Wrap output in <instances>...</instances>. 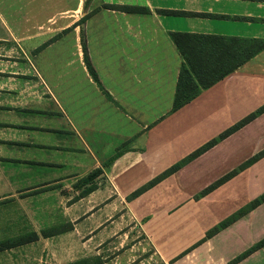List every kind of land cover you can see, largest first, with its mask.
Returning a JSON list of instances; mask_svg holds the SVG:
<instances>
[{
    "label": "crops",
    "instance_id": "obj_1",
    "mask_svg": "<svg viewBox=\"0 0 264 264\" xmlns=\"http://www.w3.org/2000/svg\"><path fill=\"white\" fill-rule=\"evenodd\" d=\"M24 5L29 10L22 16L11 4L0 0V134L6 130H25L19 116H43L46 115L44 109L49 106L53 109L51 112L60 110L68 119L72 127H66V132L76 136L71 142L81 140L84 127L93 134L112 135L115 155L121 154L104 174L111 191L121 199L264 106L263 50L223 80L203 90L189 104L173 111L184 60L171 37L172 33H181L264 40V0H24ZM59 6L65 8L59 9ZM114 6L136 10H119L112 8ZM83 19L85 21L81 23ZM66 32L74 38L82 37L83 47L86 42L84 57L78 49L77 53L71 54L73 57L78 54L76 59L58 61L61 57L56 56L60 53L56 43L59 41L47 43L64 37ZM15 52L19 54L16 59L8 55ZM85 56L100 86L90 76ZM11 60L18 61L19 72L2 70L4 63H14ZM41 64L53 69L56 66L62 68L56 76V88L75 83L71 97L78 103L81 122L76 123L75 118L72 121L67 116L59 96L47 83ZM32 69L37 70L40 80L34 79ZM9 75L12 80L17 79L15 88L8 86L6 79L10 78L6 77ZM33 81L39 86L34 96L31 92ZM86 105H89L86 116L89 120L82 118L85 113L82 109ZM4 112L10 113L9 120L2 117ZM50 115L54 116V113ZM65 139L46 146H55L58 152ZM10 142L21 145L17 147L22 151L36 152L38 149L32 141L17 142L11 138ZM43 144H39L40 147ZM263 150L264 112L175 174L128 201L127 210L137 220L145 221L148 233L162 237L158 245L192 247L235 212L236 209L225 215L223 199L237 193L242 176L248 175L250 180L264 157L213 192L199 199L195 197ZM59 155V152L48 154L43 159L32 154L26 159L32 162L35 158L44 164L49 160L55 162L52 158ZM20 156L17 154L14 159L24 160ZM213 165L228 168L218 169L212 178L208 177L206 181L214 180L211 184L191 189V183L205 179ZM256 199L250 198L247 202ZM214 200H221L223 207L214 205ZM261 208L264 203L250 215ZM210 210L224 216L210 224L214 219ZM240 221L207 239L194 251L205 253L207 264L216 261L230 264L264 240L260 237L250 241L235 253H231L232 247L226 248L229 252L224 251L223 242L235 238L233 233ZM168 228L169 231L163 233ZM261 249L237 264L249 262L261 254Z\"/></svg>",
    "mask_w": 264,
    "mask_h": 264
},
{
    "label": "rangeland",
    "instance_id": "obj_2",
    "mask_svg": "<svg viewBox=\"0 0 264 264\" xmlns=\"http://www.w3.org/2000/svg\"><path fill=\"white\" fill-rule=\"evenodd\" d=\"M1 1L11 4L22 16L29 10L24 5V0ZM61 8L65 7L59 6V9ZM64 34V37L59 36L49 40L59 41L56 43L60 50L56 56L61 57L58 61L66 58L76 59L78 54L74 57L71 54L77 53L78 49L84 57L86 42L83 47L82 37L74 38L68 32ZM8 55L13 59L19 56L16 52ZM49 55L54 56V54ZM11 61L14 63H4L2 70L6 73L19 72L18 61ZM41 66L44 68L47 83L59 96L67 116L72 121L75 118L76 123L81 122L78 119V103L73 102L71 97L73 87L76 89L75 83L70 82V86L59 85L56 88L54 86L56 76L62 72V68L56 66V69H53L46 64ZM32 70L34 79L40 80L37 70ZM6 78H10L6 79L8 86L15 88L17 79L12 80L11 75ZM38 87L36 82L32 84L33 96L36 95ZM46 93L51 99L49 92ZM64 95L68 96L64 97ZM88 109L89 105L82 109L85 112L82 114L83 120H89V117H86ZM51 111L53 109L48 106L44 109L46 115L19 116L25 124L23 126H26L25 130L17 132L6 130L0 134V240L33 231L40 235L36 242L1 253L0 264H71L84 259L89 261L88 264H207V255L201 251L195 252L198 247L189 250L191 246L158 245L162 237L148 233L144 227L145 221L137 220L127 210L129 196L121 199L114 195L111 187L106 183L105 176L99 178V188L95 192L82 197V190L76 188L78 181L95 169L103 167L102 162L105 163L109 160V156L115 155V140L112 135L93 134L89 132L88 127H84L82 129L84 137L81 135V140L75 139V142H71L76 136L66 132V127H72L68 119L63 117L60 110ZM50 113H54V116ZM4 116L9 120L10 113H2V117ZM52 128L55 130L50 131ZM64 137L66 139L63 147L58 150L60 155L52 158L55 162L49 160L43 164L35 158L32 162L26 159L32 154L43 159L48 154L56 155L58 152L55 146L53 148L46 145H54ZM11 138L17 142L32 141L38 149L36 152L19 150L21 147L18 149L17 146L21 145L10 144ZM41 143L44 144L40 147ZM73 152L77 153L73 154ZM68 153L71 155L67 156ZM2 154L5 156H1ZM17 154L24 160L14 159ZM223 167L228 168L213 165L205 179L191 183V189L196 190L198 186L200 188L202 185L211 184L214 180L206 181V179L212 178L214 172ZM239 167L233 169L237 170ZM184 183L189 182L184 181ZM237 187L239 188H236L237 193L234 196L228 194L223 199V202H226L225 215L235 209L233 214L237 213L249 205L248 199L258 198L264 194V161L257 166L256 173L252 174L250 180L248 175L242 176ZM220 201L214 200V205L223 207ZM211 214L214 215V219H211L210 224L224 216L212 211ZM239 220H241L240 226L233 233L235 238L223 242L224 251L229 252L230 249L226 248L232 247L234 250L231 253H235L250 241L264 238V208L251 215L249 213ZM168 231L169 228L163 233ZM43 232L49 233V237H43L41 234ZM260 253L245 264H264L263 247ZM215 264L218 262L216 261Z\"/></svg>",
    "mask_w": 264,
    "mask_h": 264
},
{
    "label": "trees",
    "instance_id": "obj_3",
    "mask_svg": "<svg viewBox=\"0 0 264 264\" xmlns=\"http://www.w3.org/2000/svg\"><path fill=\"white\" fill-rule=\"evenodd\" d=\"M112 8L126 11L136 10L135 8H122L116 6ZM84 21L85 19H83L81 23H83ZM171 37L184 60L178 76L174 104L172 108L173 111H176L182 108L183 106L189 104L203 90H206L212 87L214 84L218 83L219 81L223 80L230 73L239 69L242 65H244L246 62H248L250 59H252L264 50V40L260 39L247 40L240 38L186 35L181 33H172ZM51 42L52 41L48 42L47 44H50ZM47 44L45 46H47ZM84 62L90 76L100 86L97 75L94 69L92 68L87 56H85ZM102 91L106 94L109 99H112L110 95L106 93L103 89ZM263 112L264 106L260 108L257 112L244 118L228 130L223 132L221 135H219L218 138H215L210 142L206 143L198 150L190 154L188 157L173 165L170 169L157 176L152 181L148 182L146 185L134 191L127 198V200L130 201L139 197L141 194L153 188L155 185L162 182L164 179L175 174L182 167L209 151L211 148L216 146L218 142L228 138L233 133L240 130L242 127L253 121L256 117H258V115L262 114ZM120 154L121 153H118L117 155L113 156L104 163L103 167L95 169L92 173L78 181L76 188L82 190V197H86L92 194L99 188V178L105 176V171L111 169L113 163L119 157ZM263 157L264 150L249 159L248 161H246L244 164H242L239 169L231 171L230 173L226 174L213 184L209 185L198 196H196L195 199H199L200 197H204L207 194L213 192L214 190L228 182L230 179L235 177L240 171L249 168ZM263 203L264 194L249 203L246 208L239 210L237 213L233 214L229 218L225 219L224 221L220 222L218 225L210 229L207 232L206 237L201 239L196 245L191 247L189 250L197 248L207 239L216 236L222 230L228 228L230 225L237 222L239 219L246 216L251 211H254ZM41 234L43 237H49V233L47 232H43ZM39 238L40 235L36 232H29L23 235H18L13 238L2 240L0 241V253L36 242L39 240ZM263 246L264 240L257 244L255 247L246 251L244 254L237 257L230 264H237L241 262L247 256L261 249ZM88 263L89 261L84 259L80 262L71 264Z\"/></svg>",
    "mask_w": 264,
    "mask_h": 264
}]
</instances>
